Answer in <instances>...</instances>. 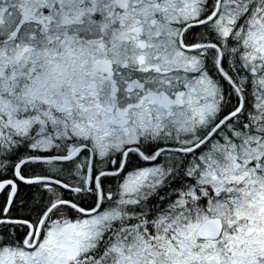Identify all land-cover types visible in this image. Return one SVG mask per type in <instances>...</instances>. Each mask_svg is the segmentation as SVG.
I'll return each instance as SVG.
<instances>
[{"label": "snow or ice", "instance_id": "snow-or-ice-1", "mask_svg": "<svg viewBox=\"0 0 264 264\" xmlns=\"http://www.w3.org/2000/svg\"><path fill=\"white\" fill-rule=\"evenodd\" d=\"M0 193V264H264V0H0Z\"/></svg>", "mask_w": 264, "mask_h": 264}, {"label": "trees", "instance_id": "trees-1", "mask_svg": "<svg viewBox=\"0 0 264 264\" xmlns=\"http://www.w3.org/2000/svg\"><path fill=\"white\" fill-rule=\"evenodd\" d=\"M21 199L29 206H34L35 202L39 201L38 190L31 188L30 186H22L21 191L19 192ZM35 196L36 200L34 201L32 197ZM28 209H24V214H27ZM35 216V212L32 213Z\"/></svg>", "mask_w": 264, "mask_h": 264}, {"label": "flooded vegetation", "instance_id": "flooded-vegetation-1", "mask_svg": "<svg viewBox=\"0 0 264 264\" xmlns=\"http://www.w3.org/2000/svg\"><path fill=\"white\" fill-rule=\"evenodd\" d=\"M24 186L23 184L20 185V191H21V187ZM27 186V185H25ZM4 198V194L3 193H0V201H2Z\"/></svg>", "mask_w": 264, "mask_h": 264}]
</instances>
